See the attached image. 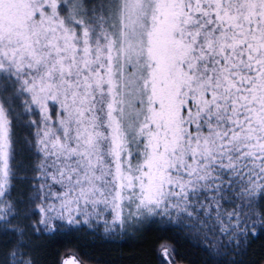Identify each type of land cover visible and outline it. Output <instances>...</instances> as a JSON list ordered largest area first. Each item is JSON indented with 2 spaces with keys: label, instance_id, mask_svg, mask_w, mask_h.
I'll return each instance as SVG.
<instances>
[{
  "label": "snow or ice",
  "instance_id": "6c2138e0",
  "mask_svg": "<svg viewBox=\"0 0 264 264\" xmlns=\"http://www.w3.org/2000/svg\"><path fill=\"white\" fill-rule=\"evenodd\" d=\"M0 264H264V0H0Z\"/></svg>",
  "mask_w": 264,
  "mask_h": 264
}]
</instances>
